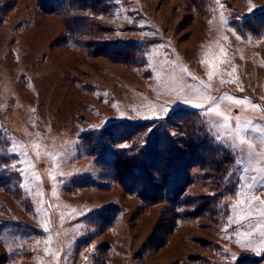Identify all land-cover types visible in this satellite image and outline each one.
I'll return each instance as SVG.
<instances>
[{"label": "rangeland", "instance_id": "374dc122", "mask_svg": "<svg viewBox=\"0 0 264 264\" xmlns=\"http://www.w3.org/2000/svg\"><path fill=\"white\" fill-rule=\"evenodd\" d=\"M86 2L0 0V264H264V0ZM174 110L210 147L160 216L79 144Z\"/></svg>", "mask_w": 264, "mask_h": 264}, {"label": "trees", "instance_id": "16d2710c", "mask_svg": "<svg viewBox=\"0 0 264 264\" xmlns=\"http://www.w3.org/2000/svg\"><path fill=\"white\" fill-rule=\"evenodd\" d=\"M57 1L37 0L44 12H70L71 15L74 10L93 11L86 2L89 0H79L80 7H73L70 0H61L67 4L58 12ZM93 1L92 4H96L101 0ZM111 45L114 43L108 46ZM192 113L174 110L161 120L112 122L99 131L84 133L79 148L92 156L97 165L113 171L111 177L126 192L135 193L141 199L142 206L162 204L160 216L168 211L175 213L183 206L186 190L183 171L190 166L203 167L201 151L209 152L210 147L204 137H198L199 141H195L194 124L197 119ZM170 120L176 121V127L183 130L187 141L184 137L175 138L169 132ZM183 146L188 148L186 153L181 150Z\"/></svg>", "mask_w": 264, "mask_h": 264}, {"label": "crops", "instance_id": "0c3cea01", "mask_svg": "<svg viewBox=\"0 0 264 264\" xmlns=\"http://www.w3.org/2000/svg\"><path fill=\"white\" fill-rule=\"evenodd\" d=\"M247 76H248V75L246 74V77H247ZM261 78L263 79V81H260V83H261V85H262V84L264 85V83H263V82H264V78L262 77V75H261ZM248 83H249V81H246V85H247V87H248ZM252 83H253V81H252ZM252 85H253V84H252ZM252 85H251V86H252ZM261 88L264 89V87H262V86H261Z\"/></svg>", "mask_w": 264, "mask_h": 264}]
</instances>
